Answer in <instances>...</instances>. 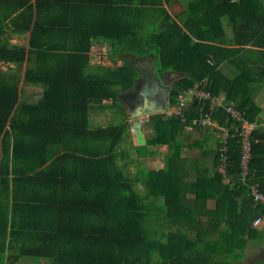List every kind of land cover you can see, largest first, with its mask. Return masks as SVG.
I'll use <instances>...</instances> for the list:
<instances>
[{
    "label": "trees",
    "instance_id": "16d2710c",
    "mask_svg": "<svg viewBox=\"0 0 264 264\" xmlns=\"http://www.w3.org/2000/svg\"><path fill=\"white\" fill-rule=\"evenodd\" d=\"M174 6L176 0H0V63H26L23 83L39 89L36 96L25 93L14 67L0 71V264L23 257L51 264H203L200 258L220 247L228 255L243 247L244 236L260 237L253 222L264 217V206L252 189L264 195V129L249 136V171L241 180V122L225 107L261 122L253 90L264 84V0H183L173 17ZM223 21L237 48L217 45L225 42ZM15 36H27V47L10 44ZM93 43L111 45L121 65L92 68ZM150 54L156 73L182 75L169 89L170 105L194 84L223 100L213 111L210 101L193 100L184 122L149 116L154 136L136 153L150 156L151 146H166L167 170H139L131 179L118 163V146L132 135L119 95L139 78L131 59ZM223 61L235 68L232 77L218 68ZM97 108H116L122 121L92 128L89 113ZM200 113L227 128L228 138L223 144L219 130L200 132L185 147V165L182 133ZM191 169L194 180L182 187ZM181 191L194 194L188 207ZM160 199L163 208L151 207ZM198 215L209 218L206 229L223 246L215 242L210 252L201 246L207 231L198 232ZM159 219L177 228H156ZM187 231L198 236L188 239Z\"/></svg>",
    "mask_w": 264,
    "mask_h": 264
},
{
    "label": "crops",
    "instance_id": "0c3cea01",
    "mask_svg": "<svg viewBox=\"0 0 264 264\" xmlns=\"http://www.w3.org/2000/svg\"><path fill=\"white\" fill-rule=\"evenodd\" d=\"M183 7L184 6L182 5V8H180V10H178V11L182 12L183 11ZM170 9L171 8H168V12L171 15H173V17H174V14H173L174 11L170 10ZM175 13L178 14L177 12H175ZM222 30H223L225 42L222 43L221 42L222 38H220L219 41L217 42V45L218 46H222V47H226V48H237V46L234 44L231 27L226 25L225 21H223V29ZM13 38H16V36L13 37ZM194 40H196V39H194ZM245 48H251V47L250 46H246ZM223 62H225V63L223 64ZM223 62H222V64L220 66H218V68H220V70L226 76L232 77L234 75V73H235V68L233 66L229 65L228 63H226V61H223ZM155 64L156 63H155V59H154L153 63L151 64L152 70H154V71H155ZM120 65H121V61L118 62L117 66H120ZM135 67L139 70L140 66L138 67V65L136 64ZM174 75H179V74L171 72V71H165V72H163L161 74H158V73L155 72L156 79H154V80L152 79L150 84H149L150 86L153 85L152 86V90H150V91H152V93L150 92V96H153L154 94H155V96L154 97H148V96H145V94H142V96H140L142 98V100L144 101V102L142 101V104L140 106L141 111H145L147 113H149V112L150 113H156L157 112L156 114H161L164 117L174 116V115H170V113L173 110L169 111L168 110L169 108H167V110L164 109L167 105L168 106L170 105V102L168 101V99H169V95H168L169 91H168L167 87H168V85L172 84V82L168 83L166 81V79H167L166 77H168V80H172ZM137 82H138V80L135 82V84H137ZM254 87L255 88H259V92H261V94L263 93L264 84H256V85H254ZM135 88H136V86L133 87V89H135ZM253 99H254V102L259 107H261L257 103L256 99L254 98V94H253ZM102 104H104V106L105 105H110L111 102L109 100H107V101H103ZM120 104H121V107H122V109L124 111V114H125V120L129 123L131 121V118H129L128 115L126 114V109L127 108L124 106L122 101L120 102ZM173 106H174V109H175V105L174 104H173ZM137 110H139V109H134V105H133V108L128 109V111L131 112V113H137ZM96 116H98V117H97L96 123H95L93 121V119ZM104 116L109 117V119H113V118L115 119L116 118V120H117L116 123L122 121V119L120 118L119 112H118V110L116 108H112L111 110H109V109H103L102 110L101 108H97V109H95V110H93V111H91L89 113V121H90L91 127L92 128H98V127L107 126L106 125L107 123H102V121H101ZM108 122H109V120H108ZM100 123H102V124H100ZM129 126H130V124H129ZM146 130H151V128L149 126V118H148L147 121L142 123V126H141V132H142V134L144 136V139H145L143 145H145V142H146V139H147ZM189 131L190 130H185V132L182 133V138L184 136H185L186 139L188 137H190L191 133ZM123 144H126L128 149L119 151V148ZM137 146L138 145L136 144V140H135V137L133 135H131L130 137H127L126 139H124L120 143V145L118 146V151L121 153V155H120V157L118 159V163H119V161L121 159H124V161H126L123 164L124 166H125V164L127 165V163L132 162V164L135 165L134 176H135V173L137 171H139V170H153V171H159V170L166 171L167 170L168 157H167V165L165 167L154 168V167H157L158 165L160 166V163H158L159 161H157V158H159V159L163 158V155H161V153H164V151H165L166 154L168 155V149H167L166 146H161V145L151 146L150 149L152 150L153 154H151L150 156H138L137 153H136V147ZM158 149H161V151H159ZM159 152H160V155L158 154ZM136 159L140 163H141L142 160H147V163H149L150 169L149 168H146V169L138 168V166H137L138 163H136V161H137ZM207 163H209V162H207ZM206 165H208V164H206ZM123 171L125 172V174L128 175L129 178L132 179L134 177V176L133 177L130 176L128 171H126V169L125 170L123 169ZM185 178L181 179L182 187H183V185L185 186V184L183 183ZM193 180H194V178H193ZM136 191L139 192L141 195L143 194L142 185L140 183H138V189H136ZM181 195L183 196V198H185V205L188 207L189 203H187V201L188 200L190 201L191 199H193L194 198V194H192L190 192L181 191ZM209 201L210 200H208L207 203H206L207 208H210V207L213 206V201H210V202ZM160 205H163V202H162L161 199L159 200L158 203L157 202L152 203L151 207H158V208L161 207V208H163V206H160ZM158 214H159V212H158ZM205 219H207V217H205L204 215H198L197 216V219H196L197 230H198V232H204V230L207 231V234L206 235L203 234L204 236H203V238L201 239V241L199 243L202 246H203V244L206 243V246L209 249L206 248L205 250L210 252L211 251L210 249H212L211 246L214 245L215 242L216 243H220L221 246H223V243L219 242L220 238H219L217 232L208 231L206 229L208 224H206V226L204 224H202V221H204ZM207 222H209V221H207ZM159 224L164 226V228L166 229V232H168L169 229H171V228H172L171 230L175 231V228H177L176 227L177 225L174 224V223H172L169 226V228H166V224L163 222L162 219H159L158 221H155L156 228H157V226H159ZM263 227H264V223H261V225H259V226L258 225L257 226H253V228L258 232V235L260 237H258V239H249L246 236H244L242 238L244 245H243V247L241 249L235 248L233 250V253H230V254L227 255L225 252H223V251H225V249L223 247H220V248H218V252H219L218 254L215 253L216 255H213L212 257L210 255L206 256V257L204 256L205 258H200L199 261L203 262V264H206L207 263L206 261L209 260V259H212L214 261V263L217 262V263H225V264H227V263L228 264H264V235L262 234ZM186 228L187 227H186L185 221L181 220L180 230L182 232L186 233ZM187 235H186V237H188ZM192 235L195 236V233L192 232ZM188 239H190V237H188ZM180 240L183 241V238H179V241ZM211 243H213V244H211ZM220 251L222 252V254H220ZM153 259L159 261L160 258L158 256V254H156V255L153 256ZM15 264H51V260L45 259V258L23 257V258H20Z\"/></svg>",
    "mask_w": 264,
    "mask_h": 264
},
{
    "label": "rangeland",
    "instance_id": "374dc122",
    "mask_svg": "<svg viewBox=\"0 0 264 264\" xmlns=\"http://www.w3.org/2000/svg\"><path fill=\"white\" fill-rule=\"evenodd\" d=\"M182 3H183V0H176V6H174V8L170 9V10L179 12L178 10H180V8H182V5H183ZM9 42H10V44H17V45H21V46L27 47V36H25V37L24 36L23 37H16V38L11 39ZM98 45L105 46L106 54H107L106 59L104 61L101 60L100 62H98L95 58L91 57L90 52H89V65L92 68L97 67V66L114 68L115 66H117L118 62L121 61L120 54L115 53L112 50L111 45H108V44H98ZM131 60L134 62L135 65L137 64L138 67L140 66L139 67L138 82H137V84L134 85V87L136 86L135 89H132L131 91H129V92L125 93V94L119 95V97H120L119 99H120V102L121 101L123 102L124 106L127 109L133 108V105H134V109H141L140 106H141L143 100H142V98L140 96H142V94H145V96H148V97H154L155 96V94L153 96H150V92L152 93V91H150V90H152V86L153 85L152 86L149 85L152 79L153 80L156 79V76H155V72L156 71L152 70V66H151V64L154 61V57H153V55L150 54L149 56H147L145 58H140V59L132 58ZM224 63L225 62H223V64ZM26 66H27L26 63H22L21 65L16 66V67H14L13 65H10V64L7 65V64L0 63V71H2V72L3 71H7L9 69V67H14V69H15L14 72L18 76V89H21V90L25 91V93H32V94H34L36 96V94L39 91V89L35 88V87H27L23 83V76H24V73H25ZM166 78H167L166 81L168 83L172 82V84H173L174 82H176L177 80L182 78V75H174L172 80H168V77H166ZM172 84L168 85V87H167L168 91L171 88ZM253 91H254V98L256 99L257 103L261 106L260 108L263 111V113L260 116V120H261L260 124L259 123L258 124H254V128L264 129V91H263L262 94H261V92H259V88H254ZM222 100H223V96L213 98L211 100V104H210V111L216 110V108L218 106H220V104H221L220 102H222ZM168 108H169L168 109L169 111H172V110H173L172 112L175 111L173 105H169ZM143 112H145V111H143ZM98 116H96L93 119V121L95 123H96V119H97ZM108 120H109V122H108ZM101 121H102V123H107L106 125L115 124L117 122L116 118L115 119L114 118L113 119H109V117H107V116H104ZM102 123H100V124H102ZM142 123H144V122H142ZM141 126H142V124H141ZM186 130H189V129L186 128ZM205 130H206V132H208L209 130H212V128L210 126H208V125L207 126H197L196 128H192L189 131L191 133L190 137H188L186 139L185 136H184L182 138V142L184 143V147H183V149L181 151V158L184 159V161H185L184 164L185 165H187L188 159L190 158L189 149H186L185 147L187 146L188 143L192 142L194 139H198V137L200 136V132L205 131ZM146 134H147V139H151L154 136V131L153 130H146ZM132 135H133V133H132ZM127 149H128L127 145L123 144L119 148V151L127 150ZM158 150L161 151V149H158ZM158 154L160 155V152ZM161 155H163L162 159L157 158V161H159L158 163H160V166L159 165L157 167L153 166L154 168H161V167H165L167 165V157H168V155L166 154L165 151H164V153H161ZM125 162L126 161H124V159H121L119 161V163L121 165L120 164L119 165L122 166V168L124 170L126 169V171H128V173H129V175L133 177L134 176V172H135V165L132 164V162H130V163H127V165L125 164V166H124L123 164ZM136 163H138V165H137L138 168H141V169L149 168L150 169L149 163H147V160H142L141 163L137 160ZM219 170L221 172H223V168L222 167ZM193 178H194V172L191 169V171L188 173V177H186L184 179L183 183L186 185L188 182H191L193 180ZM225 181L228 182V179H226ZM135 187H136V189H138V184H136ZM206 220L209 221V218H207L204 221H202V224H204L205 226H206V224H209ZM259 225H261V223ZM187 234H188L187 236L190 237L191 240H193L194 237L198 236V235H195V236L192 235L191 231H187ZM211 244H213V243H211Z\"/></svg>",
    "mask_w": 264,
    "mask_h": 264
},
{
    "label": "built area",
    "instance_id": "2783aa9c",
    "mask_svg": "<svg viewBox=\"0 0 264 264\" xmlns=\"http://www.w3.org/2000/svg\"><path fill=\"white\" fill-rule=\"evenodd\" d=\"M98 45L97 43H93L90 46V55L92 58H95L98 62L101 60L104 61L106 59V48L105 46ZM215 98L212 97L208 92L202 89L200 84H194L191 88L184 91L183 93L179 94L176 99L175 103V111L171 112L170 115L178 116L182 122L186 120L185 113L187 109L190 106V102L193 100L202 101V100H208L210 101ZM221 103V102H220ZM221 105V104H220ZM225 110L227 113L231 115V117L237 121H240V130H239V136L241 137V159H240V165H241V180H244L246 175L248 174L249 168V160H250V141L249 136L254 129V123H250L247 120H245L241 114L236 112L232 107L227 106L225 107ZM210 126L212 129L219 130L221 143L225 144L226 140L228 138V132L229 130L225 127H218V125L211 119V116L209 113L203 114L200 113L198 119H193L191 121V125H188L187 128L191 130L195 126ZM131 133L133 132V129H130ZM223 151H225V147L223 148ZM252 195L256 201H258L260 204L264 206V195L258 192L255 189H252ZM264 217H258L254 222L253 225L257 226L260 223H263Z\"/></svg>",
    "mask_w": 264,
    "mask_h": 264
},
{
    "label": "water",
    "instance_id": "95a60500",
    "mask_svg": "<svg viewBox=\"0 0 264 264\" xmlns=\"http://www.w3.org/2000/svg\"><path fill=\"white\" fill-rule=\"evenodd\" d=\"M168 105L164 108L167 110ZM159 112V111H158ZM157 113V112H156ZM156 113H147L141 111V109L137 110V113H131L126 109V114L129 118H131V121L129 122L131 129H133V134L136 140V144L138 146H141L144 144V136L141 132V124L142 122H145L148 120L149 116L156 114Z\"/></svg>",
    "mask_w": 264,
    "mask_h": 264
},
{
    "label": "flooded vegetation",
    "instance_id": "af4514ba",
    "mask_svg": "<svg viewBox=\"0 0 264 264\" xmlns=\"http://www.w3.org/2000/svg\"><path fill=\"white\" fill-rule=\"evenodd\" d=\"M168 95H169V94H168ZM168 101H169V99H168ZM163 103H164V102H163ZM163 103H162V104H163Z\"/></svg>",
    "mask_w": 264,
    "mask_h": 264
},
{
    "label": "clouds",
    "instance_id": "9594fccd",
    "mask_svg": "<svg viewBox=\"0 0 264 264\" xmlns=\"http://www.w3.org/2000/svg\"><path fill=\"white\" fill-rule=\"evenodd\" d=\"M130 129H131V127H130ZM134 135V134H133Z\"/></svg>",
    "mask_w": 264,
    "mask_h": 264
}]
</instances>
